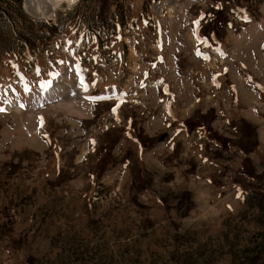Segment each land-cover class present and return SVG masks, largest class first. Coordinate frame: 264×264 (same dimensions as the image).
<instances>
[{
  "label": "rangeland",
  "instance_id": "374dc122",
  "mask_svg": "<svg viewBox=\"0 0 264 264\" xmlns=\"http://www.w3.org/2000/svg\"><path fill=\"white\" fill-rule=\"evenodd\" d=\"M45 1L21 6L115 34L0 57V264L247 263L264 246V0Z\"/></svg>",
  "mask_w": 264,
  "mask_h": 264
},
{
  "label": "trees",
  "instance_id": "16d2710c",
  "mask_svg": "<svg viewBox=\"0 0 264 264\" xmlns=\"http://www.w3.org/2000/svg\"><path fill=\"white\" fill-rule=\"evenodd\" d=\"M73 12V10H68L59 18L58 26L61 29L67 28L69 21L73 20L75 22L76 19L81 17L83 19L81 18L76 25L79 28L87 27L89 33L97 35L100 33L108 34L113 29L112 21L104 20L105 15L103 19H98V14H96L97 19L92 21L90 13L85 15L80 13L73 14ZM108 14L110 13L108 12ZM43 24L48 25L50 29H46ZM56 29L49 22L28 16L21 6V0H0V57L7 53H15L18 57L25 58L23 53L25 47H28L30 51H39L40 48L50 41ZM179 198L183 199L184 197L180 196ZM258 206L262 210L261 212L264 213V200L258 203ZM259 235L264 236V232ZM250 252L247 263L243 262L244 264H257L258 262L264 264V246L262 248L260 246L258 249H253L252 246Z\"/></svg>",
  "mask_w": 264,
  "mask_h": 264
},
{
  "label": "bare ground",
  "instance_id": "6f19581e",
  "mask_svg": "<svg viewBox=\"0 0 264 264\" xmlns=\"http://www.w3.org/2000/svg\"><path fill=\"white\" fill-rule=\"evenodd\" d=\"M34 2H35V0H33ZM38 1H40L41 3H42V6H40V7H42V8H44V9H46V7H49L48 5H47V1H45V0H38ZM70 1V0H69ZM47 2V3H46ZM49 4V3H48ZM45 11H49V9H46ZM161 45H162V43L160 44V48H161ZM87 88V87H86ZM85 91L87 90V89H84Z\"/></svg>",
  "mask_w": 264,
  "mask_h": 264
},
{
  "label": "snow or ice",
  "instance_id": "6c2138e0",
  "mask_svg": "<svg viewBox=\"0 0 264 264\" xmlns=\"http://www.w3.org/2000/svg\"><path fill=\"white\" fill-rule=\"evenodd\" d=\"M197 23H199V21H197ZM50 84H51V82H48L47 84L44 85V87H48V86H50ZM81 85L83 86V81L82 80H81ZM0 110H2V109H0ZM113 111H115V109H113Z\"/></svg>",
  "mask_w": 264,
  "mask_h": 264
},
{
  "label": "water",
  "instance_id": "95a60500",
  "mask_svg": "<svg viewBox=\"0 0 264 264\" xmlns=\"http://www.w3.org/2000/svg\"><path fill=\"white\" fill-rule=\"evenodd\" d=\"M166 136H167L166 134H163V135L160 137V139H165Z\"/></svg>",
  "mask_w": 264,
  "mask_h": 264
}]
</instances>
